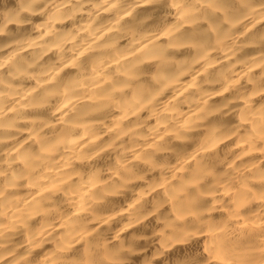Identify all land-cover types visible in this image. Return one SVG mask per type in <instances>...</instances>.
Wrapping results in <instances>:
<instances>
[{
	"label": "bare ground",
	"instance_id": "6f19581e",
	"mask_svg": "<svg viewBox=\"0 0 264 264\" xmlns=\"http://www.w3.org/2000/svg\"><path fill=\"white\" fill-rule=\"evenodd\" d=\"M0 264H264V0H0Z\"/></svg>",
	"mask_w": 264,
	"mask_h": 264
}]
</instances>
